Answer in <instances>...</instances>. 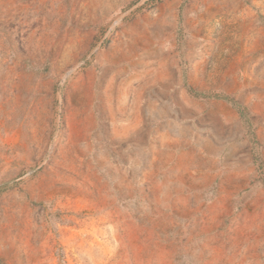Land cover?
<instances>
[{
    "label": "rangeland",
    "instance_id": "374dc122",
    "mask_svg": "<svg viewBox=\"0 0 264 264\" xmlns=\"http://www.w3.org/2000/svg\"><path fill=\"white\" fill-rule=\"evenodd\" d=\"M254 27L264 0H0V264H264Z\"/></svg>",
    "mask_w": 264,
    "mask_h": 264
},
{
    "label": "crops",
    "instance_id": "0c3cea01",
    "mask_svg": "<svg viewBox=\"0 0 264 264\" xmlns=\"http://www.w3.org/2000/svg\"><path fill=\"white\" fill-rule=\"evenodd\" d=\"M244 13L242 14V17H244L246 20L254 19L255 14L250 12L248 9H245ZM254 36V39H257V41L253 43H245L242 44L243 48L242 50L248 49V50H254V51H264V29L260 27H254V28H249L248 33H251ZM264 76V72L262 73ZM248 100V99H247Z\"/></svg>",
    "mask_w": 264,
    "mask_h": 264
},
{
    "label": "water",
    "instance_id": "95a60500",
    "mask_svg": "<svg viewBox=\"0 0 264 264\" xmlns=\"http://www.w3.org/2000/svg\"><path fill=\"white\" fill-rule=\"evenodd\" d=\"M107 34H108V33H107ZM107 34H106V35H107ZM106 35H105V37L102 39V41H104V40H105V38H106Z\"/></svg>",
    "mask_w": 264,
    "mask_h": 264
}]
</instances>
